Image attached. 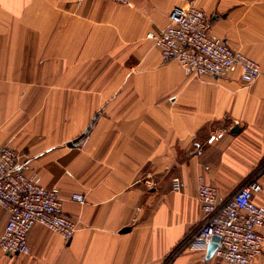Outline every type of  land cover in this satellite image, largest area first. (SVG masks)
I'll return each mask as SVG.
<instances>
[{
	"label": "crops",
	"instance_id": "1",
	"mask_svg": "<svg viewBox=\"0 0 264 264\" xmlns=\"http://www.w3.org/2000/svg\"><path fill=\"white\" fill-rule=\"evenodd\" d=\"M191 3L264 69V0H0V145L76 223L70 240L35 224L30 253L0 249V264H228L176 251L203 219L201 176L224 198L259 175L264 205V79L162 60L148 34ZM8 218L0 205V236Z\"/></svg>",
	"mask_w": 264,
	"mask_h": 264
},
{
	"label": "built area",
	"instance_id": "2",
	"mask_svg": "<svg viewBox=\"0 0 264 264\" xmlns=\"http://www.w3.org/2000/svg\"><path fill=\"white\" fill-rule=\"evenodd\" d=\"M114 1L130 4V0ZM148 37L159 48L162 60L178 61L186 75L224 77L239 67L249 80L264 79V69L256 61L212 35L209 17L194 3L188 8L175 7L168 25ZM19 158L11 147L0 146V205L9 213L0 248L9 255L30 253L28 236L37 223L66 240L76 230L73 220L63 211L59 189L46 187L36 167L20 166ZM181 185L175 179L173 189L180 190ZM262 191L257 175L234 195L222 198L219 190L201 176L197 196L203 219L185 235L176 252L186 248L206 252L212 238L219 236L221 241L213 257L228 264H253L264 247V205L254 200L255 194ZM72 200L85 203V195L73 193Z\"/></svg>",
	"mask_w": 264,
	"mask_h": 264
},
{
	"label": "water",
	"instance_id": "3",
	"mask_svg": "<svg viewBox=\"0 0 264 264\" xmlns=\"http://www.w3.org/2000/svg\"><path fill=\"white\" fill-rule=\"evenodd\" d=\"M234 131H238V128L234 129ZM128 229V228H127ZM125 229V230H127ZM221 241V238L219 236H214L212 238V241L211 243L208 245V248H207V256L208 257H213L216 249L218 248L219 246V243Z\"/></svg>",
	"mask_w": 264,
	"mask_h": 264
},
{
	"label": "rangeland",
	"instance_id": "4",
	"mask_svg": "<svg viewBox=\"0 0 264 264\" xmlns=\"http://www.w3.org/2000/svg\"><path fill=\"white\" fill-rule=\"evenodd\" d=\"M114 1V0H113ZM116 2V1H115ZM117 3H119V2H117ZM119 4H122V3H119ZM132 4V0H130V4H122V5H131ZM191 4H193V3H191ZM195 5V4H194ZM211 29V28H210ZM213 35V34H212ZM149 38V37H148ZM150 39V38H149ZM152 40V39H151ZM154 41V40H153ZM154 44H155V42H154ZM155 46H156V44H155ZM157 47V46H156ZM158 48V47H157ZM159 49V48H158ZM160 51V50H159ZM161 54V53H160ZM173 61V60H172ZM174 61H176V60H174ZM178 62V61H177ZM179 63V62H178ZM180 64V63H179ZM181 66V65H180ZM185 73V72H184ZM187 76H189V75H187ZM1 146V145H0ZM7 146H9V147H11L10 145H7ZM12 148V147H11ZM13 149V148H12ZM15 151V150H14ZM17 153V152H16ZM18 154V153H17ZM59 192H60V190H59ZM73 195V194H72ZM72 198V197H71ZM62 200V199H61ZM62 203H63V201H62ZM73 220V219H72ZM73 222L75 223V221L73 220ZM75 226H76V223H75ZM76 231V230H75ZM56 232V231H55ZM75 233V232H74ZM61 235V234H60ZM65 239V238H64ZM1 249V248H0ZM2 250V249H1ZM3 251V250H2ZM19 255H21V254H19Z\"/></svg>",
	"mask_w": 264,
	"mask_h": 264
}]
</instances>
